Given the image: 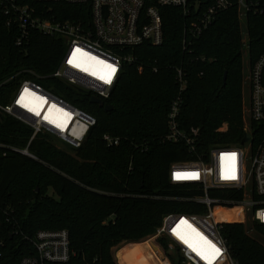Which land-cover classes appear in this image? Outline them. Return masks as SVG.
I'll list each match as a JSON object with an SVG mask.
<instances>
[{
	"label": "trees",
	"instance_id": "1",
	"mask_svg": "<svg viewBox=\"0 0 264 264\" xmlns=\"http://www.w3.org/2000/svg\"><path fill=\"white\" fill-rule=\"evenodd\" d=\"M214 0H203L211 4ZM221 12L209 29L191 41L185 36L188 17L180 8L164 7V42L137 47L134 64L124 73L106 105L91 103L90 94L61 86L54 92L96 119L75 156L52 147L49 134L33 136L22 122L0 113V264H18L34 254L27 240L40 230H67L75 255L69 264H167L152 235L168 213H193L185 203L170 198L186 195L193 186L169 183L173 163L204 158L215 145L241 146L244 139L242 113V62L237 49L242 21L236 0ZM39 9L43 17L76 18L78 6L51 5L18 0ZM57 12V14H56ZM246 23L249 58L253 62L264 50V13L250 14ZM18 30L7 26L0 9V84L16 73L52 88L48 78L63 59L64 41L32 32L27 44L16 46ZM178 70L187 81L179 114L182 129L199 128V145L190 153L181 143L166 140L168 115L179 93ZM228 72L223 85L222 74ZM11 81L0 88V103H8L16 88ZM226 132H218L223 125ZM105 136L118 139L109 146ZM28 148L33 156L6 147ZM38 187L40 188L38 190ZM52 188L58 199L49 195ZM224 234L239 264H264V246L245 233L241 212L227 206ZM264 233V226L257 227ZM168 243L165 239H163Z\"/></svg>",
	"mask_w": 264,
	"mask_h": 264
},
{
	"label": "built area",
	"instance_id": "2",
	"mask_svg": "<svg viewBox=\"0 0 264 264\" xmlns=\"http://www.w3.org/2000/svg\"><path fill=\"white\" fill-rule=\"evenodd\" d=\"M33 1L51 5L48 13L55 12L54 6L61 2L78 6L79 10L75 19L60 20L55 15L43 17L39 9L18 0H0L7 26L18 30L16 46L27 44L34 31L59 38L65 44L60 66L48 77L56 82L52 88L21 77L23 72L16 73L0 84L1 88L16 81L10 101L0 103V113L29 126L33 130L30 143L37 134H49L76 149L84 143L96 119L55 93L57 83L107 100L124 73V65L136 62L133 51L144 44H163L162 8L183 10L188 17L185 36L193 41L210 28L221 12L234 5L232 0H214L211 4H204L203 0ZM235 4L242 22L250 14L264 13V0H236ZM246 79L243 130L244 139L248 135L249 140L243 139L241 146L215 145L204 158L170 166L171 185L193 186L186 195L170 200L188 204L195 211L166 214L157 233L181 257L182 264H239L223 233L227 206L240 210L242 224L249 219L255 231L264 226V50L255 61L249 58ZM177 80L179 93L168 115L166 140L181 143L193 153L199 145L200 130L181 128L179 114L187 88L182 70H178ZM48 112L53 115L47 117ZM227 130L228 125L223 124L218 132ZM104 139L109 146L118 144V139L110 136ZM6 148L33 158L28 148ZM27 240L34 247V254L18 264H69L75 255L67 230H40Z\"/></svg>",
	"mask_w": 264,
	"mask_h": 264
},
{
	"label": "rangeland",
	"instance_id": "3",
	"mask_svg": "<svg viewBox=\"0 0 264 264\" xmlns=\"http://www.w3.org/2000/svg\"><path fill=\"white\" fill-rule=\"evenodd\" d=\"M241 34H242V39L240 40V43L237 46L238 47L237 49L241 53L240 56H241V62L243 65V68H242V80H243V83H242L243 84V87H242V113H243L244 119H246V98L248 96L246 71H247V67H248V63H249V48L250 47H249V38H248V34H247V28H246L245 21L242 22ZM225 72L226 71H224V73L222 74V79L225 75ZM227 81H228V74H227ZM24 125H26V124H24ZM47 141L55 149L63 151L64 153H67L69 155L75 156L74 149H76V148H73L72 146L60 141L56 137L48 136ZM39 189L40 188L38 187V190ZM47 192L49 193L50 196L58 199L56 192L52 188H49L47 190ZM242 225L244 226L245 233L247 235L249 234L250 237H253L254 239H256L259 243H261L264 246V233H260L258 231H255L253 229V227L251 226L249 219H247V221H245V223H243ZM246 226H247V228H246ZM157 230L152 235H150V236H148L142 240L124 241V242H121L120 244L116 245L115 247H113L111 252H112V255H113L115 262L117 263L116 251L120 247H123L124 245H127L129 243H137V242H140L143 240L153 239L154 240L153 244L158 246L160 253L161 252L164 253V256H162V257L167 264H182L181 257L178 254H176L175 251L170 249L168 243H166L162 238L159 237Z\"/></svg>",
	"mask_w": 264,
	"mask_h": 264
},
{
	"label": "water",
	"instance_id": "4",
	"mask_svg": "<svg viewBox=\"0 0 264 264\" xmlns=\"http://www.w3.org/2000/svg\"><path fill=\"white\" fill-rule=\"evenodd\" d=\"M227 74H228V72L226 71L225 75L223 77V85L224 86L226 85V82H227ZM76 90H78L80 93H83V94H90V92L85 91V90H83L81 88H77L76 87ZM91 103L97 104V105H100V106H104L106 111H112L113 108H114L112 105H106L102 99H100V98H98L96 96H91ZM248 140H249V136L247 135L245 137V139H244V142H247Z\"/></svg>",
	"mask_w": 264,
	"mask_h": 264
},
{
	"label": "snow or ice",
	"instance_id": "5",
	"mask_svg": "<svg viewBox=\"0 0 264 264\" xmlns=\"http://www.w3.org/2000/svg\"><path fill=\"white\" fill-rule=\"evenodd\" d=\"M232 155L234 156L235 154H232ZM231 178H233V179H234L235 177L233 176V177H231ZM213 247H214V246H213ZM215 251H216V253H217V254H219V253H220V250H219V249H215Z\"/></svg>",
	"mask_w": 264,
	"mask_h": 264
},
{
	"label": "bare ground",
	"instance_id": "6",
	"mask_svg": "<svg viewBox=\"0 0 264 264\" xmlns=\"http://www.w3.org/2000/svg\"><path fill=\"white\" fill-rule=\"evenodd\" d=\"M46 115H47V117H49V116L51 117L53 114H51V112H48Z\"/></svg>",
	"mask_w": 264,
	"mask_h": 264
}]
</instances>
